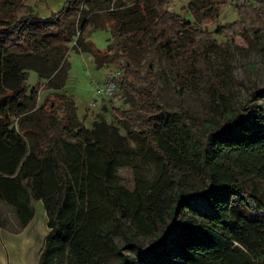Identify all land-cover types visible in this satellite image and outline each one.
<instances>
[{
    "label": "trees",
    "instance_id": "trees-1",
    "mask_svg": "<svg viewBox=\"0 0 264 264\" xmlns=\"http://www.w3.org/2000/svg\"><path fill=\"white\" fill-rule=\"evenodd\" d=\"M26 1L0 0V202L13 209L22 228L33 219L35 203L43 202L49 231L38 264L67 258L68 264H264V195L248 185L262 176L247 156L264 144V108L256 102L264 90H253L242 110L231 109L208 64L214 34L228 37L232 28L233 39L238 29L264 32L262 8L255 5L262 0H234L239 9L252 6L256 18L250 25L219 24L214 32L170 10L169 0H136L141 13L157 15L138 28L96 0H68L47 18ZM230 3L190 0L187 7L194 17L207 12L219 20ZM106 21L112 39L101 50L89 40V27L103 28ZM149 30L155 33L150 49L143 41ZM71 48L93 53L98 67L123 70L115 94L132 105L114 107L113 115L126 134L104 117L91 128L80 123L65 89ZM162 55L184 77L194 70L212 79V119L161 100L155 66ZM30 71L46 82L30 89ZM43 88L64 93L51 92L39 104ZM130 137L140 153L159 161V187L149 189L142 180L133 192L117 186L119 168L139 170ZM183 166L198 173L201 187L190 183ZM135 202L128 236L125 206ZM140 234L153 236L150 246L138 242Z\"/></svg>",
    "mask_w": 264,
    "mask_h": 264
},
{
    "label": "rangeland",
    "instance_id": "rangeland-1",
    "mask_svg": "<svg viewBox=\"0 0 264 264\" xmlns=\"http://www.w3.org/2000/svg\"><path fill=\"white\" fill-rule=\"evenodd\" d=\"M66 1L68 0H27L26 4L35 14L47 18L61 10ZM96 1L105 11L116 10L119 15H125V23L129 27H142L146 22H153L157 18L154 11L148 12L147 15L141 13L136 0H113L111 4L108 0ZM189 2L190 0H169L168 7L176 13L186 15L196 25L209 32L216 31L219 24L226 26L235 22H243L250 25L256 18V12L252 6L239 9L234 1L222 11L219 20H214L207 12L194 17L187 7ZM255 5L262 8L264 21V0L256 2ZM87 7H92L91 3H88ZM103 20L100 16L97 18L98 23H102ZM238 30L241 32L233 38L234 40L230 39L233 34L232 28L226 29L228 37L212 33L217 44L213 45L209 52L208 64L222 85L221 88L227 96L229 108L242 110L251 98L253 90H264V32L253 35L252 31L248 32L244 28ZM89 32V40L96 48L105 50L108 47L112 39L110 23L106 21L103 28L89 27ZM154 34L153 30H149L143 36V41L149 49L154 43ZM133 55L140 63H143L139 54L134 53ZM68 60L70 70L65 89L76 102L80 123L91 128L95 120L104 117L108 123L118 126L121 132L126 134L123 124L114 117L113 108L119 107L120 110L124 107L130 108L131 101L126 99L122 93L109 98L96 92L99 86L105 85L109 75L114 74L116 70H121V72L123 70L115 64L98 67L93 53L77 52L74 48H71ZM155 70L156 80L160 87V98L166 105L173 109L187 110L200 120L213 118L212 79L194 70H190L187 77L182 76L177 65L166 55L161 56L156 63ZM45 82L36 71H30L28 78L30 89ZM41 91L39 104H42L51 92L64 93V89L43 88ZM256 102L264 108V97H259ZM49 124L47 120L44 121V125ZM130 142L139 154L134 164L139 166L140 171L137 172L134 165L119 168L117 186L133 192L138 186L137 182L142 180L149 189L159 187L163 183V170L159 161L145 155L143 150L140 153V145L132 137H130ZM247 156L262 176L248 185L264 195V144L252 147L247 152ZM182 172L188 175V180L194 187H201V179L196 171L183 166ZM136 203L125 206L123 220L128 236L134 233L130 218L136 209ZM47 222V212L42 201L35 203V215L24 228L19 226L13 209L0 202V264H38L45 237L49 231ZM152 241L153 236L143 234L138 236V242L144 248L150 246ZM106 258L109 262L114 260V256L110 254H106ZM57 264H68V258L64 263L58 259Z\"/></svg>",
    "mask_w": 264,
    "mask_h": 264
},
{
    "label": "built area",
    "instance_id": "built-area-1",
    "mask_svg": "<svg viewBox=\"0 0 264 264\" xmlns=\"http://www.w3.org/2000/svg\"><path fill=\"white\" fill-rule=\"evenodd\" d=\"M230 2L234 0H229ZM122 75L121 70H116L114 74H111L107 77L106 83L104 86H99L97 88V93L101 95H106L107 97H113L118 91V86L116 79Z\"/></svg>",
    "mask_w": 264,
    "mask_h": 264
},
{
    "label": "crops",
    "instance_id": "crops-1",
    "mask_svg": "<svg viewBox=\"0 0 264 264\" xmlns=\"http://www.w3.org/2000/svg\"><path fill=\"white\" fill-rule=\"evenodd\" d=\"M42 91H40V93H41ZM40 93H39V100H40Z\"/></svg>",
    "mask_w": 264,
    "mask_h": 264
}]
</instances>
